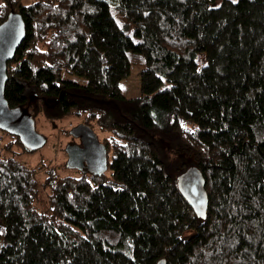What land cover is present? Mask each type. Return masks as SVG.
<instances>
[{"label": "trees", "instance_id": "trees-1", "mask_svg": "<svg viewBox=\"0 0 264 264\" xmlns=\"http://www.w3.org/2000/svg\"><path fill=\"white\" fill-rule=\"evenodd\" d=\"M11 11L8 107L78 118L108 168L39 182L9 154L37 150L0 131V264H264V0H0V25Z\"/></svg>", "mask_w": 264, "mask_h": 264}, {"label": "water", "instance_id": "water-1", "mask_svg": "<svg viewBox=\"0 0 264 264\" xmlns=\"http://www.w3.org/2000/svg\"><path fill=\"white\" fill-rule=\"evenodd\" d=\"M23 40L22 19L11 11L0 25V131L19 137L30 150L36 151L43 146L44 140L36 133L31 115L22 109H10L4 98L7 63L12 61ZM35 99L36 97H33V100ZM70 136L79 139L81 146L68 145L65 148L67 168L80 170L85 166L91 173H105L108 168L107 151L95 133L88 126L79 124L71 129ZM179 190L195 215L204 219L208 200L201 174L196 169L187 171L180 178ZM157 264H165V260H160Z\"/></svg>", "mask_w": 264, "mask_h": 264}, {"label": "rangeland", "instance_id": "rangeland-1", "mask_svg": "<svg viewBox=\"0 0 264 264\" xmlns=\"http://www.w3.org/2000/svg\"><path fill=\"white\" fill-rule=\"evenodd\" d=\"M106 1L111 6L116 4V0ZM139 73V69L133 68L130 76L121 82V90L126 98H136L140 95ZM65 78L72 81L77 80L72 76ZM33 110L34 106L32 105L28 111L31 114ZM79 124H81V121L74 117L65 118L55 123L46 121L42 116L38 117L35 121V129L39 137L45 141L44 146L36 152L30 153L22 146L16 144L9 154L13 155L16 160L29 169L35 172L38 171L37 180L39 182L44 181L51 172H55L59 177L71 176L78 178L83 175V172L67 168L65 148L68 145H73L74 139L70 136V131ZM1 136L3 144L7 143L8 137L3 132ZM86 173H89V171H86ZM41 201L44 202L43 195H41ZM2 234L3 230L0 227V247L2 245Z\"/></svg>", "mask_w": 264, "mask_h": 264}, {"label": "flooded vegetation", "instance_id": "flooded-vegetation-1", "mask_svg": "<svg viewBox=\"0 0 264 264\" xmlns=\"http://www.w3.org/2000/svg\"><path fill=\"white\" fill-rule=\"evenodd\" d=\"M73 138V137H72ZM74 139V143H73V145H77V146H81V142H80V140L79 139H75V138H73ZM85 170H87V168L85 167V166H83L81 169H80V171H85ZM88 171V170H87Z\"/></svg>", "mask_w": 264, "mask_h": 264}]
</instances>
